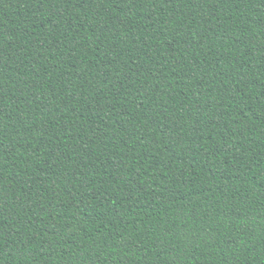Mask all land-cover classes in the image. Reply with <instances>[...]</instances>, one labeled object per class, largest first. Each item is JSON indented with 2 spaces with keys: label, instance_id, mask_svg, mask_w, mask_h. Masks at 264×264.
Returning <instances> with one entry per match:
<instances>
[{
  "label": "trees",
  "instance_id": "trees-1",
  "mask_svg": "<svg viewBox=\"0 0 264 264\" xmlns=\"http://www.w3.org/2000/svg\"><path fill=\"white\" fill-rule=\"evenodd\" d=\"M0 264H264V0H0Z\"/></svg>",
  "mask_w": 264,
  "mask_h": 264
}]
</instances>
